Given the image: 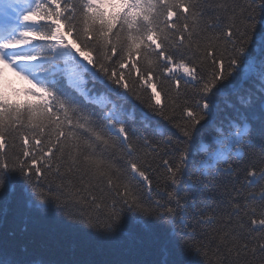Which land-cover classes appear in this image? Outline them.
<instances>
[{
	"label": "snow or ice",
	"instance_id": "1",
	"mask_svg": "<svg viewBox=\"0 0 264 264\" xmlns=\"http://www.w3.org/2000/svg\"><path fill=\"white\" fill-rule=\"evenodd\" d=\"M125 232L101 264H264V0H0V264Z\"/></svg>",
	"mask_w": 264,
	"mask_h": 264
},
{
	"label": "trees",
	"instance_id": "2",
	"mask_svg": "<svg viewBox=\"0 0 264 264\" xmlns=\"http://www.w3.org/2000/svg\"><path fill=\"white\" fill-rule=\"evenodd\" d=\"M8 79L12 81L13 86L17 88L23 87V83L16 78H11L8 75ZM134 103V102H133ZM126 111H132V104L125 105ZM141 109L137 106L136 116L139 118ZM150 115V114H149ZM155 120V117H151ZM25 204L17 193L16 196L12 197L11 203L8 205L9 208V219L11 220L14 214L25 209ZM134 232H140L139 228H133ZM127 231V229H126ZM129 243V238L125 233H121L120 236L111 241L105 242L99 239H92L82 233H76L70 235L64 243L60 258L71 259V260H83V261H96L97 264H101L104 261H115V260H132V259H151L152 255L144 253L136 255L130 253L126 245ZM194 260L195 258H189Z\"/></svg>",
	"mask_w": 264,
	"mask_h": 264
}]
</instances>
